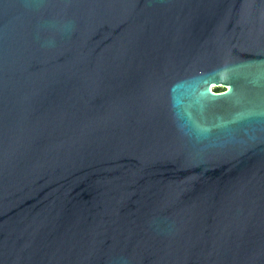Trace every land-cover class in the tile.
Instances as JSON below:
<instances>
[{
    "label": "water",
    "instance_id": "1",
    "mask_svg": "<svg viewBox=\"0 0 264 264\" xmlns=\"http://www.w3.org/2000/svg\"><path fill=\"white\" fill-rule=\"evenodd\" d=\"M0 264H264V0H0Z\"/></svg>",
    "mask_w": 264,
    "mask_h": 264
},
{
    "label": "flooded vegetation",
    "instance_id": "2",
    "mask_svg": "<svg viewBox=\"0 0 264 264\" xmlns=\"http://www.w3.org/2000/svg\"><path fill=\"white\" fill-rule=\"evenodd\" d=\"M225 89H226L225 87H222V86H221L220 88L217 87L216 91H217V92H219V91H224Z\"/></svg>",
    "mask_w": 264,
    "mask_h": 264
},
{
    "label": "rangeland",
    "instance_id": "3",
    "mask_svg": "<svg viewBox=\"0 0 264 264\" xmlns=\"http://www.w3.org/2000/svg\"><path fill=\"white\" fill-rule=\"evenodd\" d=\"M211 87H212V90H213V91H215V90L217 89L216 86H211ZM219 88H220V86H219Z\"/></svg>",
    "mask_w": 264,
    "mask_h": 264
},
{
    "label": "bare ground",
    "instance_id": "4",
    "mask_svg": "<svg viewBox=\"0 0 264 264\" xmlns=\"http://www.w3.org/2000/svg\"><path fill=\"white\" fill-rule=\"evenodd\" d=\"M211 90H212V87H211ZM213 91V90H212Z\"/></svg>",
    "mask_w": 264,
    "mask_h": 264
},
{
    "label": "trees",
    "instance_id": "5",
    "mask_svg": "<svg viewBox=\"0 0 264 264\" xmlns=\"http://www.w3.org/2000/svg\"><path fill=\"white\" fill-rule=\"evenodd\" d=\"M215 92H217V91L215 90Z\"/></svg>",
    "mask_w": 264,
    "mask_h": 264
}]
</instances>
